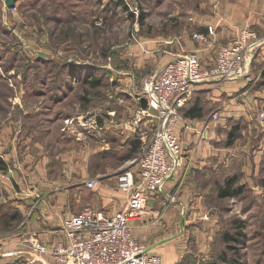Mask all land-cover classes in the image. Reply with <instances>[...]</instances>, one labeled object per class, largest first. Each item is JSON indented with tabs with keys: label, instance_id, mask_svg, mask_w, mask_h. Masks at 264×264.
Returning <instances> with one entry per match:
<instances>
[{
	"label": "rangeland",
	"instance_id": "rangeland-1",
	"mask_svg": "<svg viewBox=\"0 0 264 264\" xmlns=\"http://www.w3.org/2000/svg\"><path fill=\"white\" fill-rule=\"evenodd\" d=\"M222 1L16 0L7 6L0 0V140L21 141L28 132L37 136L49 127L59 148H77L86 132L93 140L106 134L110 149L91 156L92 172H102L89 179L115 184L116 173L141 151L138 135L116 133L122 129L113 127L118 115L123 123L133 117L130 109L141 105L143 80L175 53L212 51L214 58L219 42L228 38H211L209 47L192 35L206 32L197 19L215 15ZM220 23L217 19L215 27ZM253 29L263 43L246 73L207 83L186 104L201 105L205 119L217 124L222 157L201 194L218 225L211 264H229L221 255L233 257L232 264H264V32ZM184 32L197 49L186 48ZM218 32L215 28L213 35ZM99 125L100 134L91 136ZM131 144L136 150L125 158ZM233 175L237 192L220 197L218 186ZM94 189L81 188L82 195H93ZM237 230L239 240H221L220 233ZM33 251L42 255L35 247Z\"/></svg>",
	"mask_w": 264,
	"mask_h": 264
},
{
	"label": "crops",
	"instance_id": "crops-1",
	"mask_svg": "<svg viewBox=\"0 0 264 264\" xmlns=\"http://www.w3.org/2000/svg\"><path fill=\"white\" fill-rule=\"evenodd\" d=\"M192 17L195 19V16ZM201 17L197 20L202 21L205 31L207 25L215 27L216 20L221 21L219 27H215L219 30L218 34L211 35L213 41V38H229L245 26L264 32V0H223L215 15L208 13ZM183 38L186 48L197 49L188 34ZM198 55L207 58L205 62L214 60L212 51L199 52ZM204 89L194 92L200 93ZM142 99L140 102L144 106ZM186 104L182 107V115L188 109ZM134 112V109H130L129 116H133ZM119 116L113 127L121 125L122 129L116 133L136 135L132 126L123 123ZM180 120L183 121L176 124V132L184 148L182 162L175 167L174 174L159 191L150 195L140 216L131 223L136 239L146 244L152 253L159 255L162 263L211 264L209 260L215 254L219 238L218 225L215 217L208 215V205H203L201 194L208 187L206 178L210 177L213 164L219 169L217 163L222 157L216 143L217 124L212 119H205L203 114L185 116L184 119L181 117ZM97 128L92 130L91 136L99 135L103 129L102 125ZM49 130L46 127L37 136L28 132L21 141L20 138L17 141L0 140V167L6 168L13 160L18 162L13 170L12 181L0 186V264H63L51 255L36 254L33 251V239L38 238L40 242L48 244L60 237L61 219L78 213L85 204L111 211L124 201L114 181L110 186L102 178H95L97 182L93 195H82L81 192V188H88L85 180L102 172H92L91 156L110 149L105 144L106 134L93 140L95 137L90 138V132H86L77 141L81 143L79 147L59 148L56 137ZM128 148L130 155L125 158H129L132 151L136 150L132 144ZM104 175L108 174L101 176ZM33 205L35 207H31ZM221 240L224 242L222 237Z\"/></svg>",
	"mask_w": 264,
	"mask_h": 264
},
{
	"label": "built area",
	"instance_id": "built-area-1",
	"mask_svg": "<svg viewBox=\"0 0 264 264\" xmlns=\"http://www.w3.org/2000/svg\"><path fill=\"white\" fill-rule=\"evenodd\" d=\"M207 27L206 32L192 36L196 42L211 46L214 28ZM262 43L248 26L219 42L214 60L208 64L196 52L175 53L146 76L139 92L146 103L127 119L140 139L141 151L132 166L116 173L115 186L124 196L123 203L111 211L85 204L78 213L63 218L60 237L48 244L34 239L32 246L63 264H164L159 255L136 239L131 221L140 216L150 195L159 191L182 162L184 148L176 124L190 96L207 83L244 75ZM15 167L16 163L0 167V186L13 179ZM96 182L89 179L85 185L94 188Z\"/></svg>",
	"mask_w": 264,
	"mask_h": 264
},
{
	"label": "trees",
	"instance_id": "trees-1",
	"mask_svg": "<svg viewBox=\"0 0 264 264\" xmlns=\"http://www.w3.org/2000/svg\"><path fill=\"white\" fill-rule=\"evenodd\" d=\"M202 106H200L199 104H192L191 106L188 107V109L186 111H184V115L185 116H201L202 115ZM235 182V175L233 176H228L225 177L222 186H218L219 191L218 194L220 197H224L226 195H230L233 194L235 192H237V188H233V184ZM18 215H14L15 218H17ZM8 219V218H7ZM242 233L237 230L235 231V234H230L227 231H225V233L221 234L222 239L224 240V242L229 241V240H239L241 238ZM221 259H223L224 261H227L229 264H232L234 262V258L233 257H227L225 255H221ZM213 264H219V262H217V260H214Z\"/></svg>",
	"mask_w": 264,
	"mask_h": 264
},
{
	"label": "water",
	"instance_id": "water-1",
	"mask_svg": "<svg viewBox=\"0 0 264 264\" xmlns=\"http://www.w3.org/2000/svg\"><path fill=\"white\" fill-rule=\"evenodd\" d=\"M16 0H6L7 6H13ZM142 104L145 105V100L142 99Z\"/></svg>",
	"mask_w": 264,
	"mask_h": 264
}]
</instances>
